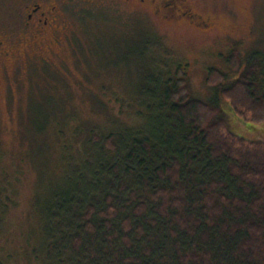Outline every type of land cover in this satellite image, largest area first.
<instances>
[{"label":"trees","instance_id":"1","mask_svg":"<svg viewBox=\"0 0 264 264\" xmlns=\"http://www.w3.org/2000/svg\"><path fill=\"white\" fill-rule=\"evenodd\" d=\"M154 51L147 55L156 85L145 109L156 118L99 134L81 120L97 151L77 142L93 160L52 193L39 245L54 264H264V142L227 131L218 103L263 124L260 62L242 69L232 50L223 58L236 78L209 68L205 84L215 95L204 101L190 90L187 65L173 67L170 53ZM62 146L69 151L67 137Z\"/></svg>","mask_w":264,"mask_h":264},{"label":"rangeland","instance_id":"2","mask_svg":"<svg viewBox=\"0 0 264 264\" xmlns=\"http://www.w3.org/2000/svg\"><path fill=\"white\" fill-rule=\"evenodd\" d=\"M192 2L213 16L217 25L200 30L157 24V40L148 36L145 44V39L139 38L144 35L143 28L112 27L78 8L86 5L91 11L93 4L71 0L60 44L50 50L45 45L32 48L20 56L0 54V201L8 198L4 200L8 209L0 222V264H54L39 245L38 227L45 223L42 219L52 193L76 181L80 173L76 165L82 168L93 160L76 145L86 140L90 152L97 151L88 140L89 126L94 125L99 134L100 129H120L135 122L146 127L154 121L155 113L145 109L156 85L148 51L170 53L165 57L173 67L187 65L190 90L204 101L215 95L205 84L209 68L227 73L229 81L236 78L223 58L235 49L241 55L242 69L249 59L257 57L264 83V0ZM20 9L21 0H0L4 48L18 36ZM66 35L73 37L74 49ZM34 53H49L50 59ZM218 103L227 131L264 142V123L244 121L225 100L220 98ZM137 110L144 116L136 115ZM81 120L92 125L86 123L80 129ZM54 121L65 127L60 129L66 131L64 134L56 132ZM70 125L77 129H70ZM66 137L68 152L62 146ZM79 182L84 185L81 178Z\"/></svg>","mask_w":264,"mask_h":264},{"label":"flooded vegetation","instance_id":"3","mask_svg":"<svg viewBox=\"0 0 264 264\" xmlns=\"http://www.w3.org/2000/svg\"><path fill=\"white\" fill-rule=\"evenodd\" d=\"M83 2L93 4V9L90 11L86 5L81 4L78 8L94 15L97 21L102 18V23L106 21L108 25L117 28H128L130 25L143 28L141 33L144 32V35L139 37L143 39L158 36L155 29L157 24L186 25L200 30L217 25L215 18L204 14L192 0H83ZM70 3L71 0H21L18 36L5 48L2 47L3 41H0V54L6 57L20 56L25 53L23 51L32 48L41 49L45 45L50 50L52 45L60 44L59 34L68 23L66 6ZM65 40L70 42L74 49L73 37L66 35ZM32 55L43 60L50 59L49 53L48 56L40 53Z\"/></svg>","mask_w":264,"mask_h":264}]
</instances>
